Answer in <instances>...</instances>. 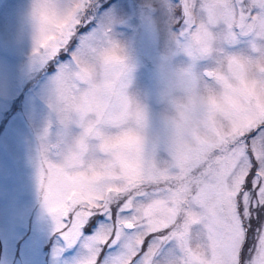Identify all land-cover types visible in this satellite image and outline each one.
<instances>
[{
  "label": "snow or ice",
  "instance_id": "6c2138e0",
  "mask_svg": "<svg viewBox=\"0 0 264 264\" xmlns=\"http://www.w3.org/2000/svg\"><path fill=\"white\" fill-rule=\"evenodd\" d=\"M60 3L66 21L62 31L50 44L34 46L28 55L30 86L7 92L0 122L29 98L37 102L43 91H60L96 44L113 34L124 36L132 27L139 35L147 25L160 44L163 40L185 50L193 61L209 54L217 37L230 52L264 56V0ZM106 13L107 28L101 22ZM11 37L9 23L0 20V54L7 46L16 55ZM159 59L162 70L168 56ZM136 70V62L126 66L125 87ZM204 74L213 75L209 65ZM227 117L230 127L179 168L148 170L79 194H66L41 169V207L51 222L50 234L69 248L84 240L90 252L85 264H264V104L234 103ZM45 232L47 223L32 208L0 212V264H15L21 251L30 257L33 235ZM193 234L203 242L202 255L192 252Z\"/></svg>",
  "mask_w": 264,
  "mask_h": 264
},
{
  "label": "clouds",
  "instance_id": "9594fccd",
  "mask_svg": "<svg viewBox=\"0 0 264 264\" xmlns=\"http://www.w3.org/2000/svg\"><path fill=\"white\" fill-rule=\"evenodd\" d=\"M16 15L25 20L27 55L34 46L50 44L66 23L60 0H48L47 7L44 0H21ZM210 47L193 61L162 40L160 54L168 56L163 69L158 61L145 85L137 65L125 87L126 66L136 62L128 36L113 34L96 44L60 91L38 90V171L46 170L66 194H79L148 170L179 168L230 127L227 113L234 103L264 104V56L230 52L219 37ZM202 243L193 234L194 255H202Z\"/></svg>",
  "mask_w": 264,
  "mask_h": 264
},
{
  "label": "rangeland",
  "instance_id": "374dc122",
  "mask_svg": "<svg viewBox=\"0 0 264 264\" xmlns=\"http://www.w3.org/2000/svg\"><path fill=\"white\" fill-rule=\"evenodd\" d=\"M20 2L21 0H0V20L9 23L12 32L11 44L16 52L13 57L12 50L5 46L0 54V111L4 110L2 102L7 98L9 90L30 86L29 57L23 47L25 20L23 16L16 15ZM107 16L106 13L102 23L107 22ZM142 29V33L138 35L137 29L132 27L123 35L128 36L136 52V63L143 69L140 77L142 83L150 85L157 62L160 61V38L147 25H142ZM146 49H151V53ZM8 110L11 111V107ZM37 123V102L31 98L27 104L22 103L13 111L8 121L0 122V212L29 207L38 212L48 227V232L33 235L31 256L26 258L21 251L16 254L15 264H28L29 260L34 261V264H85L90 252L84 247V240L69 248L50 234L52 225L41 207ZM90 235L85 234L86 237ZM58 249L63 250L57 256L55 253ZM105 251L108 249L105 248ZM2 257L3 249L0 248V258ZM101 257L103 258V254Z\"/></svg>",
  "mask_w": 264,
  "mask_h": 264
}]
</instances>
